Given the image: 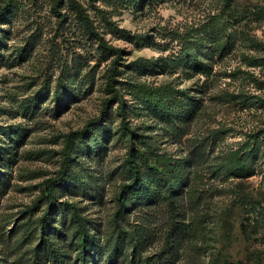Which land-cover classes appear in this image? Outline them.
Segmentation results:
<instances>
[{
    "label": "rangeland",
    "instance_id": "rangeland-1",
    "mask_svg": "<svg viewBox=\"0 0 264 264\" xmlns=\"http://www.w3.org/2000/svg\"><path fill=\"white\" fill-rule=\"evenodd\" d=\"M73 1L0 0V264H264V0Z\"/></svg>",
    "mask_w": 264,
    "mask_h": 264
},
{
    "label": "trees",
    "instance_id": "trees-1",
    "mask_svg": "<svg viewBox=\"0 0 264 264\" xmlns=\"http://www.w3.org/2000/svg\"><path fill=\"white\" fill-rule=\"evenodd\" d=\"M69 5L72 8L79 10L76 5H72L74 3L73 0H68ZM5 9V7H4ZM7 10V8H6ZM3 8L0 9V14H3ZM2 16V15H1ZM213 50H222V45L220 46L218 42H215V48H212L211 51L208 53L210 57L207 56L205 52L203 55H199V53L191 54V58L188 59L187 63L194 64L196 67L204 69L209 68L210 65L207 63L206 60L211 58L213 54ZM123 116V115H122ZM127 129L129 130L130 136H133L134 133L130 130V126L126 125ZM138 158L148 165L147 168H151L153 170V176L156 178L153 181L149 182L148 188L142 187L143 178L142 177V170L140 169L139 162L136 160L130 161V171L132 173L131 183L127 184L124 190L118 195V199L121 200V205L123 204L122 196H127V192L131 190L132 193H136L140 190H154L156 192L162 193L163 197L172 199L177 196L181 192V189L187 186V177L183 175V172L180 170L181 164L178 162L177 159H172V157L166 156L164 153L162 154H155V159L148 160L147 153L144 147H141L139 151L136 153ZM146 168V169H147ZM182 173V174H181ZM79 228L81 232H85L83 229V225L80 223ZM242 232L246 235V226L245 224H241ZM88 234L85 232L83 236L80 238V243L82 245V249L80 254L83 256L88 248Z\"/></svg>",
    "mask_w": 264,
    "mask_h": 264
}]
</instances>
